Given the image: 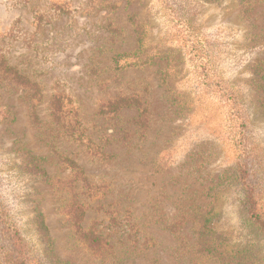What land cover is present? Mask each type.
Masks as SVG:
<instances>
[{
    "label": "rangeland",
    "instance_id": "obj_1",
    "mask_svg": "<svg viewBox=\"0 0 264 264\" xmlns=\"http://www.w3.org/2000/svg\"><path fill=\"white\" fill-rule=\"evenodd\" d=\"M196 45L240 91L241 145L195 75ZM261 75L264 0H0V182L28 246L49 264H264L244 207L247 190L264 201ZM77 183L93 193L82 220L68 213Z\"/></svg>",
    "mask_w": 264,
    "mask_h": 264
},
{
    "label": "trees",
    "instance_id": "obj_2",
    "mask_svg": "<svg viewBox=\"0 0 264 264\" xmlns=\"http://www.w3.org/2000/svg\"><path fill=\"white\" fill-rule=\"evenodd\" d=\"M163 4L169 3V0H161ZM166 10L167 6L164 7ZM173 35L179 36L184 43L189 41L191 35L192 25L187 17H179L173 24ZM181 34V35H180ZM137 43L139 47L143 45L145 40V33L142 29H137ZM183 36V37H182ZM182 43V42H181ZM190 52V51H189ZM191 61L194 63V71L195 75L201 81L203 85L207 87L206 91L210 93L212 96L217 97L225 106L226 109V120L229 121V125L227 128L228 134L232 136L235 140H238L239 144H242V137L245 135V125L244 118L242 114L243 109V100L238 88H235L233 85L226 83L227 81L222 80V78L216 81V75L214 74V58L210 56L206 58L202 55V49L197 45L192 48ZM7 69V68H5ZM264 76L261 75L256 79V89L262 92V106L264 107ZM220 83L221 85L218 87V90L215 91L217 94L213 93V87ZM113 110L120 109L122 107L130 106L127 101L125 102L123 99L118 101L114 100ZM139 109V107H137ZM40 158L35 157L30 154L25 155V159L23 160L24 167L28 170L29 173L45 176L44 170L39 165ZM71 164V172L68 177H72L75 174L80 173V170L74 165L72 161H69ZM73 193L70 197V202L72 205H75L74 209L68 211L69 217L71 219L82 220L83 215L85 214V210L83 205L84 201H80L79 194H88L91 195V189L88 186L79 185L78 183L72 185ZM248 191V190H247ZM245 191V217L250 225L259 226L261 228V232L264 233V201L257 198L258 196H254L252 194L253 190L248 193ZM247 197V198H246ZM256 198V199H255ZM8 205L3 193L2 186L0 182V260L2 264H49L47 257H41L28 246L27 238L23 234L22 228L18 225L17 220L14 215H12L10 209H7L6 205ZM209 213V212H207ZM206 213V214H207ZM211 221L208 214L203 218L202 221V229L204 231H210L211 229L207 228V224ZM33 223L35 225V230L41 237L42 243H44L45 254H51L50 247V238L48 236V230L44 223L43 217L40 213H36L33 217ZM74 223V222H73ZM79 224V222H77ZM256 226V227H257ZM202 244H208L205 240L202 241ZM213 245L208 247V252L213 250ZM34 247V246H33ZM35 249V247H34ZM36 250V249H35ZM235 258H241L239 251L232 250L230 251ZM245 258L250 260V256L246 255ZM51 263V262H50Z\"/></svg>",
    "mask_w": 264,
    "mask_h": 264
}]
</instances>
